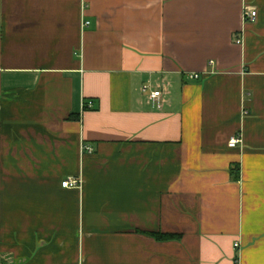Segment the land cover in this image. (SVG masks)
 I'll use <instances>...</instances> for the list:
<instances>
[{"label":"crops","instance_id":"obj_1","mask_svg":"<svg viewBox=\"0 0 264 264\" xmlns=\"http://www.w3.org/2000/svg\"><path fill=\"white\" fill-rule=\"evenodd\" d=\"M0 264H264V0H0Z\"/></svg>","mask_w":264,"mask_h":264},{"label":"built area","instance_id":"obj_2","mask_svg":"<svg viewBox=\"0 0 264 264\" xmlns=\"http://www.w3.org/2000/svg\"><path fill=\"white\" fill-rule=\"evenodd\" d=\"M257 11L250 9V8H245V12H244V20L245 22H256L257 20ZM89 23H87L86 25H88ZM242 38L241 39H237V43L238 44H242ZM192 79H198L199 76L198 75H191L190 76ZM143 92L144 93H148L149 94V99L151 101V103L153 104V106H155L158 109L162 108L163 105V89L161 87H158V89H154L151 86H144L143 87ZM94 107V103L93 101H88L85 104V109H92ZM242 140L240 136H235L234 138H232L229 142V146L231 148H235L237 147L239 144H241ZM85 151L92 153L93 149L90 146H85ZM63 188L65 189H81L83 186V181L81 178H67L63 183H62ZM235 247H239V244H236Z\"/></svg>","mask_w":264,"mask_h":264},{"label":"trees","instance_id":"obj_3","mask_svg":"<svg viewBox=\"0 0 264 264\" xmlns=\"http://www.w3.org/2000/svg\"><path fill=\"white\" fill-rule=\"evenodd\" d=\"M153 236L159 240H167L177 238L175 235H167V234H153Z\"/></svg>","mask_w":264,"mask_h":264}]
</instances>
